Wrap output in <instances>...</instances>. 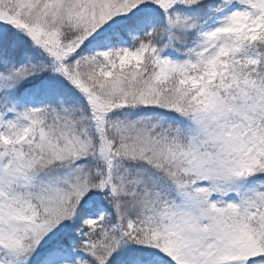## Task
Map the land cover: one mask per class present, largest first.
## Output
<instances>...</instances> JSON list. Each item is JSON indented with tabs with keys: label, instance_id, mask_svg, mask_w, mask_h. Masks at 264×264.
Returning <instances> with one entry per match:
<instances>
[{
	"label": "snow or ice",
	"instance_id": "6c2138e0",
	"mask_svg": "<svg viewBox=\"0 0 264 264\" xmlns=\"http://www.w3.org/2000/svg\"><path fill=\"white\" fill-rule=\"evenodd\" d=\"M0 264H264V0H0Z\"/></svg>",
	"mask_w": 264,
	"mask_h": 264
}]
</instances>
